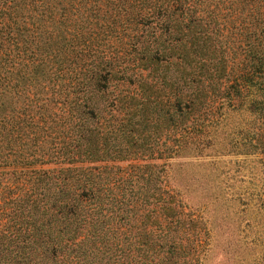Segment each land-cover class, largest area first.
Instances as JSON below:
<instances>
[{
  "label": "trees",
  "instance_id": "1",
  "mask_svg": "<svg viewBox=\"0 0 264 264\" xmlns=\"http://www.w3.org/2000/svg\"><path fill=\"white\" fill-rule=\"evenodd\" d=\"M251 89L264 119V0H0V264H199V215L111 163Z\"/></svg>",
  "mask_w": 264,
  "mask_h": 264
},
{
  "label": "rangeland",
  "instance_id": "2",
  "mask_svg": "<svg viewBox=\"0 0 264 264\" xmlns=\"http://www.w3.org/2000/svg\"><path fill=\"white\" fill-rule=\"evenodd\" d=\"M258 95L251 89L239 102L222 105L199 130L173 144L166 140L175 149L168 157L160 152L154 159L111 163L110 177H125L127 164L147 165L152 195L167 188L199 215L208 233L199 264H264V119L251 107ZM149 144L154 151L164 148L161 140Z\"/></svg>",
  "mask_w": 264,
  "mask_h": 264
}]
</instances>
